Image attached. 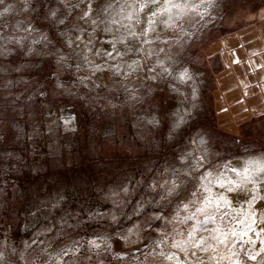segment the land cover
<instances>
[{"label":"rangeland","instance_id":"1","mask_svg":"<svg viewBox=\"0 0 264 264\" xmlns=\"http://www.w3.org/2000/svg\"><path fill=\"white\" fill-rule=\"evenodd\" d=\"M122 3L0 4V264H176L160 253L187 259L171 245L195 223L175 218L199 177L236 179L225 165L264 157V101L253 115L240 95L263 88L247 47H264V0H190L198 9L177 27L158 23L153 42L131 41V52L110 22ZM247 187L225 211L259 219L264 183ZM262 227L233 249L246 264L264 261V252L248 259L264 248Z\"/></svg>","mask_w":264,"mask_h":264},{"label":"snow or ice","instance_id":"2","mask_svg":"<svg viewBox=\"0 0 264 264\" xmlns=\"http://www.w3.org/2000/svg\"><path fill=\"white\" fill-rule=\"evenodd\" d=\"M3 2L4 0H0V4H3ZM117 3H119V0H117ZM201 3H204V0H201ZM153 5L156 6V10H152L151 6ZM190 7L198 9L199 5L191 4L190 0H184L183 3L177 2V0H123L119 11L116 13V16L120 18L113 17L110 22L112 24H120L126 30L127 35H122L119 38V42L126 45L127 52H131L133 51L131 41L151 44L153 41L149 40L148 36L149 33H155L158 23L165 28L177 27L179 20L187 14V10ZM111 8H113V5L109 3L103 8V11L106 12ZM146 9L151 15L146 14L145 27L137 30L135 26L141 24L140 14L145 13ZM4 11L6 12L7 9ZM0 15H3V13H0ZM88 15L89 13H85V16ZM125 20L128 23H123ZM92 23L96 24L97 22L93 20ZM113 48L115 49V44H113ZM117 54L120 55L121 53L118 52ZM108 55L111 56V53H108ZM85 59L87 60V57ZM135 63L136 61H133V64ZM184 75L186 73L182 74L181 78ZM200 159L203 160V157ZM225 168L230 169L235 174L236 179L226 178L223 173L213 177V173L206 172L199 177L202 183L191 193L194 199L188 200L181 206L186 215L182 219L179 216L175 218L181 224L195 221L185 233H179L183 238L180 240L173 239L171 245L187 259L179 258L176 253L165 254L161 252L160 255L164 256L166 260L176 261V264H222L224 260H228L229 264H246L241 259L240 252L233 249L239 246L241 251H245L244 245L253 242L250 238L246 240L245 237L248 236V232L255 231L257 224L264 225V216L257 219L255 212L245 214L237 212L235 209H233L235 214L230 215L225 210L231 208V201L224 193L214 194L212 184L215 183L221 189H226L227 192L250 191L247 187L249 184L255 186L258 183H264V157L248 160L239 169L229 165H225ZM178 187L179 184L173 181L168 193L172 194ZM256 199L257 197L254 196L248 202L249 208H251L252 203ZM260 199H264V197H260ZM241 215H243V219H240ZM225 220H228L229 223L225 224ZM232 220H236L240 226L239 231L236 230L235 226H232ZM208 224H212L213 227H206ZM225 229L228 230L226 231ZM261 232H264V227L256 235L259 236ZM201 233H207V235H201ZM230 237L232 238L231 240L229 239ZM92 243L95 244L94 241ZM229 243L232 244L229 253L226 255L220 254L219 248L222 245L227 246ZM261 252H264V248H261L260 252L255 255H248V259L257 260ZM199 253H204L205 255L201 256ZM261 264H264V261Z\"/></svg>","mask_w":264,"mask_h":264},{"label":"crops","instance_id":"3","mask_svg":"<svg viewBox=\"0 0 264 264\" xmlns=\"http://www.w3.org/2000/svg\"><path fill=\"white\" fill-rule=\"evenodd\" d=\"M248 61L253 63V75L255 78L263 82V88L254 91L248 90V93L241 92V100L247 101L245 108L248 110H254L258 106V103L264 101V66L261 69L260 58H264V47L261 44L258 45L257 42H251L247 47ZM250 58V59H249ZM264 65V62H263ZM252 70V68H250ZM244 101V102H245ZM251 114H256L254 111ZM250 114V113H249Z\"/></svg>","mask_w":264,"mask_h":264},{"label":"bare ground","instance_id":"4","mask_svg":"<svg viewBox=\"0 0 264 264\" xmlns=\"http://www.w3.org/2000/svg\"><path fill=\"white\" fill-rule=\"evenodd\" d=\"M221 193H224L226 196H227V198L229 199V200H233V198H234V196L237 198V199H241L242 198V200H244L245 201V199L246 198H244L243 199V197L244 196H246V194H247V192L246 191H238V192H227L226 191V189H223L222 190V192ZM248 194H249V191H248ZM247 194V195H248ZM249 198V197H248ZM235 199V198H234ZM238 201V200H237ZM237 201H236V203H237ZM235 202V201H234ZM241 202V201H240ZM231 203H233V202H231ZM239 203V202H238ZM243 203V202H242ZM242 203H240V204H242ZM246 203V202H245ZM244 205H246V204H244ZM250 209V208H249ZM256 231V230H255ZM252 232V231H251ZM254 232V231H253ZM256 233V232H255ZM255 237V236H254Z\"/></svg>","mask_w":264,"mask_h":264},{"label":"trees","instance_id":"5","mask_svg":"<svg viewBox=\"0 0 264 264\" xmlns=\"http://www.w3.org/2000/svg\"><path fill=\"white\" fill-rule=\"evenodd\" d=\"M85 169H86V166H84L83 164H77L73 166V169L71 171L73 172V174H78L79 172L83 174V172L86 171ZM24 176H27V174H25Z\"/></svg>","mask_w":264,"mask_h":264}]
</instances>
